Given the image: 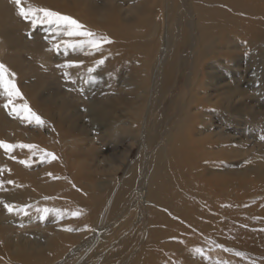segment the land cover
Returning <instances> with one entry per match:
<instances>
[{"label":"rangeland","instance_id":"374dc122","mask_svg":"<svg viewBox=\"0 0 264 264\" xmlns=\"http://www.w3.org/2000/svg\"><path fill=\"white\" fill-rule=\"evenodd\" d=\"M29 4L72 16L112 42L103 43L100 51L88 47L65 50L62 44L57 51L54 44L83 38L56 36L47 25L33 27L30 20L18 15L13 0H0V30L7 35L6 43L0 39L4 48L0 63L15 74L9 78L23 96L13 103L27 102L44 121L38 126L10 114L11 106L4 107L7 97L0 94V141L38 146L33 150L16 147L10 152L0 148V201L30 206L24 215L9 213L0 203V262L25 264L38 254L30 249L31 243L45 241L57 233L58 226L66 228L58 231L56 241L78 244L75 237L99 214L104 197L138 167L142 132L157 137L169 115L188 98L187 87L191 89L195 83L193 107L206 111H192L202 119L197 127L205 124L206 130L210 123L207 133L197 132L201 138L207 135L212 139L223 134L220 145L215 146L217 156L205 160L207 164L198 174H178L176 166L160 176L154 174L149 192H154L156 178L168 188L175 177L210 183L212 175L220 177L222 189H200L205 195L202 203L197 201V210L179 208L176 197L162 204L166 218L162 222L171 223L189 212L191 216L187 215L190 225H180L181 231L176 228L175 233L178 242L186 234L190 238L176 244L163 240L167 248L160 259L149 242L155 226L150 223L154 229L142 227L141 232V226L135 224V209L124 211L120 229L127 230L129 241L142 236L141 246L146 245L142 250L154 255L149 256L151 264H264V0H23L24 7ZM140 5L144 16L127 22L129 10ZM145 17L148 20L142 24ZM166 39L170 68L163 67L165 81L152 96L147 90L137 92L147 68L153 72L157 66ZM205 39L214 43L215 49L203 43ZM197 49L200 51L194 55ZM204 50H210L205 57L200 55ZM101 59L104 63L97 66ZM69 62L79 66L63 67ZM90 68H95L91 74ZM143 85H150V78ZM104 106L114 109L112 115L120 121L108 125L107 110H101ZM22 160L30 166L20 163ZM171 160L176 162L173 154ZM211 199L215 204L209 205ZM44 208L53 211L41 220L43 213L37 209ZM74 212L80 216L70 215ZM166 228L171 233L175 230L172 225ZM114 237L112 233L108 236V244L101 241L83 264H98L101 255L104 258L99 264H117L120 256L113 255ZM197 248L202 254L195 252ZM135 263L142 264L141 260Z\"/></svg>","mask_w":264,"mask_h":264},{"label":"bare ground","instance_id":"6f19581e","mask_svg":"<svg viewBox=\"0 0 264 264\" xmlns=\"http://www.w3.org/2000/svg\"><path fill=\"white\" fill-rule=\"evenodd\" d=\"M142 8H143L142 5L137 6V7L133 6L129 10L131 17H129V19L126 21L128 22L129 20H135L138 17L139 18L143 17L145 14V11L142 10ZM125 16H127V15H125ZM145 19H146V17L141 20L142 24L147 22L148 19L147 20H145ZM250 36H251V34H250ZM0 39H2V41H4L5 43L7 41L6 33L1 31V30H0ZM204 42L208 43L209 47L215 49L214 43L213 44L210 43V41H207V39H205L203 41V43ZM167 44H168V42L166 39L163 47H161L162 49L160 52V54H161L160 60L156 62L157 66L153 69V72L149 68H147V71L145 72L144 77H141L140 82L138 79L140 87H138L137 92L143 93V92H146V90H147L148 93H150L152 96L154 94L155 90H158L157 89L158 84H160V82L162 80L165 81L164 77H165L166 73H164L163 67H166L167 69L170 68L169 67L170 61L166 62L168 59V51H169V47L167 46ZM1 47L3 48V44L0 45V51L2 50ZM69 49H71V48H69ZM199 51H200V49L195 50L194 55H196ZM209 51L204 50V51L200 52V55L201 56L203 55L205 57L206 55H208ZM193 59L194 60H192V61L194 63L195 58H193ZM213 64H214V62L212 63V65ZM214 66H216V65H214ZM193 75H194V73H193ZM146 78H150V85H147V87H145L143 85ZM194 78L195 77H193V80H194ZM211 78H213V77L211 76ZM201 82H203V81H201ZM194 84L193 83L191 84V86H190L191 89H189L187 87L186 91H188V93H189V94L187 93L189 95L188 98L186 100L184 99L185 102H182L181 106H179L176 111L173 110V112L169 115V118L165 121V125H164L163 130H161L159 132L157 137H151V134H149L147 132V130H144L142 132V140L140 143V148L142 149V151L140 152L141 158L139 160V163L137 164L138 167L136 168L135 171L130 170L128 175H125L126 177L124 178L122 183L117 185L118 187L116 186L110 194H108L104 197V199L100 205V206H102L100 208V211H98L99 209L95 210V211H98L99 214L97 215V213H96V215L93 218V222L91 221L90 224L88 223L89 226L87 227V225H86V228H84V231H81L82 234H78L77 237H75L79 241V242H77L78 244L75 243L76 245L73 246L74 244H65V243H63L62 240L56 241L55 237L60 236L58 231L64 230L66 228V226L65 227L64 226H58V227H56V231H55L57 233L56 234L51 233L46 238L45 241L43 240L44 242L42 241L43 243L37 242V241H34L31 243L30 249H36V251H38V254H37V256H33L32 258L28 259L27 262L25 261L26 262L25 264H71L72 261H74L76 264H83L85 262V257L89 256L90 252L95 254V251L97 250V247H98L97 245H99V243L101 241H104L106 243L108 241V236L111 233H112V235L115 236L113 239V241H115V242L112 244V246H115L116 249H115L113 255L114 256H120L119 262L117 264H136L135 263L136 260H141L142 264H151V262L148 261L149 256L150 255L154 256V255L152 254V252H144L142 250V247L146 246L144 244H143V246H141L143 243L142 236L141 235L134 236V237L132 236L133 237V238L131 237L132 240L129 241L126 239L127 230L125 232H123V229H120V228H122L121 226L124 223V215H123L124 211L127 209H129V210L135 209L136 212L138 213L137 214V220H135V224H138L141 226V230H140L141 232L144 230L143 228H145L147 230L154 229V228H152V226H150V223H153V226H155V232L153 234H151V236L153 238L149 242H151L150 246L153 244L152 250L153 251L155 250L154 252H156L159 259L163 255L162 251L167 248L166 244H162L163 240H168L169 242L176 244V243H180V242L182 243L183 242L182 240H184V239L186 242V240H188L190 238V235L186 234L185 237H180V241L178 242L177 240H178L179 236H177V234H175V233H177V231H176L177 229H179L181 231L182 227H179L180 225H184V226L188 225V223H189L188 220L190 217H188L187 215H189L190 212L186 213V215L183 216L182 218H177V219L171 220V223L162 222V221H166V218L163 216L162 204H169L170 202H172L171 199L173 197H176L175 200H178V202L176 203V206H178L181 209L183 207H188L190 209L199 208L200 206L197 207V204H198L197 201L202 203V199L204 198V195H205L204 191H201L200 189H207L208 188L210 191H213V190L220 191V189H222V185H223L220 177H216V176H213L212 174H210V175H212V179H213V180H211L210 183H208V181H206V182L203 181V183H200L198 181L196 182L195 180L197 178L191 179V180H189V179L183 180V178H181V180H183V182H180L181 181V180H179L180 177L179 178L175 177V178H173V180L169 181L170 184H169L168 188L166 187V185L164 183H162L161 179L156 178L157 184L155 185L154 188H152V190L154 192L150 193L149 191H150L151 185H152V183H150L151 182V176L153 177L154 174H157V176H158V173H159V176H160V173L162 174L165 171V169L171 168L172 166L177 167L178 174H180L182 171L185 173L191 172V173H197L198 174V173H200L199 171H201L203 169L204 164H207V162L205 160L208 161L209 159H213L217 156L215 146L217 144L220 145V141L224 137H222L223 134H218L216 139L206 137L207 135L205 137L201 138L198 135V132H197L198 130L201 131L202 135L207 133L205 131H207L209 129L210 123L208 122V118H206L204 120H207L206 122H208L207 129L205 130V124L203 127H199V128L197 127V123H199L202 119L197 114L195 115L192 113V111L194 112V109L196 110L198 108V107H193V105H195V102H193V104H192V101H191V99L193 98V95L195 96ZM200 84H202L203 86L209 85L206 83H200ZM152 92H153V94H152ZM151 99H153V98L151 97ZM204 100L208 101V99H206V98H204ZM196 101H198V99ZM139 109H141V107ZM101 110L102 111H106V110L108 111V112L106 111V115L104 116V117H108V119H107V120H109L108 125H114V123H116V121H120V119L116 120L115 119L116 117L114 115H112L114 113V109H112L111 107L104 106L101 108ZM202 110H203L202 108L199 109V111H201V113L206 112V111H202ZM97 113L99 114V117L101 118L102 114L99 112H97ZM97 113H95V116H94L96 120H97V116H98ZM133 114L136 115L137 113L133 112ZM141 118L144 119L143 115ZM129 124H130V122H129ZM115 128H118V126L112 127L113 130H115ZM113 130H110V131H113ZM135 139H137V138L135 137ZM156 141H160V143L155 144ZM200 148L205 149V152L204 151L199 152L200 150L198 151V149H200ZM172 154H173V156L176 157V162L174 164H173L172 160L169 161V158L171 157ZM194 159H196V160L194 161ZM186 161H189L188 164H185ZM202 175H203V173H202ZM155 177H156V175H155ZM110 181H111V179H110ZM173 186L176 187L177 190L181 191L180 192L182 194L181 196H180L178 191H175V193H174ZM182 191H184V192H182ZM176 193L178 195H176ZM115 194H116V197H115ZM149 196L157 199L160 202V204L155 203V201H153L151 199V197H149ZM252 197H254V196H252ZM105 199H107V200H105ZM215 199H216V196H215ZM213 203H214V199H211L209 202V205H212ZM209 205L207 204L206 206L210 209ZM213 210H214V208H213ZM64 211H66V209H64ZM95 211H94V213H95ZM70 215H72V214H70ZM78 216H80V213ZM189 216H191V215H189ZM126 221H128V220H126ZM116 224H121V225L117 226ZM194 224H195V222L193 223V225ZM158 225H161L164 227H161V226L159 227ZM169 225H172L175 228V230L172 233L170 232L171 229L166 228ZM138 229H140V228H138ZM113 230H115V232ZM116 231H118V232H116ZM72 236H75V235H72ZM64 238H68V236H65ZM1 243H4V240ZM32 244H35V246H32ZM106 244H108V243H106ZM25 246H27V245H25ZM196 246L197 245H194L193 247H196ZM147 248H149V246ZM37 249H39V250H37ZM90 256H92V255H90ZM101 256L99 257L100 260L98 261V264L101 261V258H104ZM93 259H94V257H93ZM157 262L158 261H156L155 263H157ZM2 263L0 262V264H2ZM94 264H96V263H94Z\"/></svg>","mask_w":264,"mask_h":264},{"label":"snow or ice","instance_id":"6c2138e0","mask_svg":"<svg viewBox=\"0 0 264 264\" xmlns=\"http://www.w3.org/2000/svg\"><path fill=\"white\" fill-rule=\"evenodd\" d=\"M13 3L18 8V15L24 18L25 20H30L33 27L39 25H47L48 31L55 32L56 36H65L69 38L73 37H82L83 39L80 40H63L60 44H54L53 48H55L57 51H59L61 44L67 50L68 48L76 49H84L85 47H88L90 50L100 51L101 46L103 43H111L112 41L106 37V36H100L93 31L86 28L85 25L80 23L77 19L73 18L72 16L62 14L60 12L34 6L29 4L27 7L23 6V0H13ZM97 66L102 65L104 63V60L101 59L96 62ZM74 66H79L78 64H75L73 62H69L63 67L70 68ZM95 71V68L88 69V72L91 74ZM9 75L12 77L15 76L14 73H9V70L6 68V66L2 63H0V94L7 97V103L4 105L5 108H9L11 106L10 114H15L16 116L20 117L23 120H26L29 123H32L35 121V123L38 126H42L44 124V121L41 119L40 116H38L35 112L31 110L27 102L23 104L16 105L13 103V101L16 98L23 99L22 93L18 89L14 79H10ZM68 73L65 72V76L68 77ZM91 80H95V77L90 76ZM19 147V148H27L29 150L36 149L38 146L32 145V144H8L3 141H0V148H4L6 151H11L12 149ZM46 156L52 157V159H55L56 157L52 153H45ZM20 163L24 164L25 166H30L29 162L27 160H22ZM11 182V181H10ZM0 203H3L4 208L9 213H23L24 215H27V207L30 206H16L9 203H4L0 201ZM37 211L42 212L43 215H41L40 219L43 220L45 216L50 212L53 211L48 208L44 209H37ZM57 212V215H62V213L59 210H55ZM73 216H78L79 213L74 212L72 213ZM68 231H71L72 229H66ZM195 252L197 254H202V250L197 248L195 249Z\"/></svg>","mask_w":264,"mask_h":264}]
</instances>
